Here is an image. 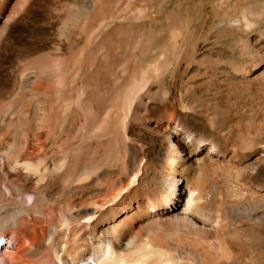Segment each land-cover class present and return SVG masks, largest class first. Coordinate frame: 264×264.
Returning a JSON list of instances; mask_svg holds the SVG:
<instances>
[{"label":"bare ground","instance_id":"1","mask_svg":"<svg viewBox=\"0 0 264 264\" xmlns=\"http://www.w3.org/2000/svg\"><path fill=\"white\" fill-rule=\"evenodd\" d=\"M128 32L0 60V251L13 231L9 264H264V56L195 48L166 75Z\"/></svg>","mask_w":264,"mask_h":264},{"label":"rangeland","instance_id":"2","mask_svg":"<svg viewBox=\"0 0 264 264\" xmlns=\"http://www.w3.org/2000/svg\"><path fill=\"white\" fill-rule=\"evenodd\" d=\"M0 3L5 7L8 23L0 59L4 64L40 48L56 50V57L66 58L73 47L89 36V45L93 46L96 38H107L115 27L127 29L129 36L149 40V53L144 57L148 66L156 67L163 61L161 54H168L171 61L165 65L166 75H171L176 63H181L183 53L195 48L198 57L216 54L228 57L224 65L229 68L232 64H251L255 53L264 56V0H0ZM72 22L73 28L67 25L69 30L59 29ZM175 41L182 43L175 45ZM11 232L5 240L11 249L4 251L15 255L26 243L16 241V233ZM12 255L15 263L23 260L22 256Z\"/></svg>","mask_w":264,"mask_h":264}]
</instances>
